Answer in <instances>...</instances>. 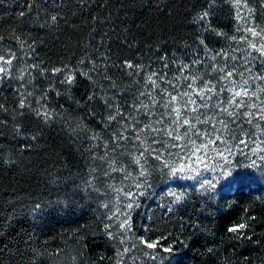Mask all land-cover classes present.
I'll list each match as a JSON object with an SVG mask.
<instances>
[{
  "label": "trees",
  "instance_id": "trees-1",
  "mask_svg": "<svg viewBox=\"0 0 264 264\" xmlns=\"http://www.w3.org/2000/svg\"><path fill=\"white\" fill-rule=\"evenodd\" d=\"M242 1L261 21L264 0ZM248 42L233 0H0V49L26 74L0 78V264H117L96 189L143 142L165 148L151 128L177 102L190 110L195 83L209 89L185 114L199 131L257 134L236 104L219 107L264 86ZM152 167L134 225L164 253L147 264H264V176L158 201Z\"/></svg>",
  "mask_w": 264,
  "mask_h": 264
},
{
  "label": "rangeland",
  "instance_id": "rangeland-1",
  "mask_svg": "<svg viewBox=\"0 0 264 264\" xmlns=\"http://www.w3.org/2000/svg\"><path fill=\"white\" fill-rule=\"evenodd\" d=\"M233 3L239 25L247 35L249 49L264 53V7L262 20L258 21L254 9L246 2L233 0ZM0 57V67L5 69V72H0V78L18 71L22 79L26 76L24 58L9 49H0ZM9 60L11 63H6ZM196 84L195 90L184 103L190 106V110L177 102L173 104L172 115L160 124L162 130L156 129L159 125L156 123L151 128L153 132L160 133L157 137L165 142V146H162L165 148L156 151L143 142L142 148H138L139 153H136V161L128 166L127 172L116 176L118 180L113 179L108 189H96V193L103 198L108 234L117 248V264H147L153 257H163L164 250L159 245L148 248L142 243L148 240L142 237L134 225L141 200L149 198L152 191L155 192L152 189L155 183L152 165H157L155 169L159 172L157 184L160 189L156 191L158 201L175 200L182 195L183 186L213 190L233 186L239 180L258 181L264 176V86L248 85V96L236 97L239 100L235 103H220L219 107L224 109L236 104L244 118H253L259 123L254 136L236 135L234 138L217 132L202 133L185 115L207 103L204 97L209 91L208 87ZM184 120L190 121V124H184ZM177 136L179 139L175 138Z\"/></svg>",
  "mask_w": 264,
  "mask_h": 264
},
{
  "label": "snow or ice",
  "instance_id": "snow-or-ice-1",
  "mask_svg": "<svg viewBox=\"0 0 264 264\" xmlns=\"http://www.w3.org/2000/svg\"><path fill=\"white\" fill-rule=\"evenodd\" d=\"M51 20L54 22L56 20V16L53 15L51 17ZM0 59H2V57H0ZM6 63H11V61L10 60L9 61H6ZM129 67H131V65H129ZM0 72H5V69L3 67H0ZM229 75H231V73H229ZM70 79L71 78H69V82H70ZM241 96H248V91L246 89H244L243 91H234V97H241ZM233 103H235V100H233ZM241 103H243V101H241ZM21 106H23V105H21ZM262 111H264V110H262ZM248 115H251V113H249ZM250 122L251 121L249 120V123ZM183 123L186 124V125H188V124H190V121L184 120ZM170 135H171V133H170ZM175 138L176 139H179V136H177ZM207 183H211V181H207ZM240 227H243V226L241 225ZM232 230L235 231L237 229H232ZM142 243H145L146 247H148V248H155L157 246L156 244L151 243L149 241H142ZM165 250L166 251H170V249H165ZM153 259H155V257H153Z\"/></svg>",
  "mask_w": 264,
  "mask_h": 264
}]
</instances>
